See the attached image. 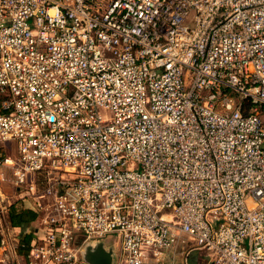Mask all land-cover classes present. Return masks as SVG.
Wrapping results in <instances>:
<instances>
[{
	"label": "built area",
	"instance_id": "1",
	"mask_svg": "<svg viewBox=\"0 0 264 264\" xmlns=\"http://www.w3.org/2000/svg\"><path fill=\"white\" fill-rule=\"evenodd\" d=\"M3 168L29 264L112 234L117 264H264V0H0Z\"/></svg>",
	"mask_w": 264,
	"mask_h": 264
},
{
	"label": "water",
	"instance_id": "2",
	"mask_svg": "<svg viewBox=\"0 0 264 264\" xmlns=\"http://www.w3.org/2000/svg\"><path fill=\"white\" fill-rule=\"evenodd\" d=\"M121 237L119 234L108 235L104 238L88 239L83 237L76 241L81 245L80 254L86 264H117L120 252Z\"/></svg>",
	"mask_w": 264,
	"mask_h": 264
},
{
	"label": "trees",
	"instance_id": "3",
	"mask_svg": "<svg viewBox=\"0 0 264 264\" xmlns=\"http://www.w3.org/2000/svg\"><path fill=\"white\" fill-rule=\"evenodd\" d=\"M22 205L17 206L15 203L11 204L6 214L5 221H7L13 227H20L22 234L19 238V251L23 254H27L28 245L30 244L36 227L40 224V215L36 209L25 205V200H22ZM27 204H29L27 202ZM28 232H25L27 231ZM25 232V234H23ZM2 240V235L0 233V244Z\"/></svg>",
	"mask_w": 264,
	"mask_h": 264
},
{
	"label": "crops",
	"instance_id": "4",
	"mask_svg": "<svg viewBox=\"0 0 264 264\" xmlns=\"http://www.w3.org/2000/svg\"><path fill=\"white\" fill-rule=\"evenodd\" d=\"M14 203L17 206H21L23 204L22 201H19V200L14 201L12 204H14ZM25 205H28L27 202H25ZM9 206L10 205H7V209L4 210L3 217H6V214L8 213ZM4 220H5V218H4ZM6 224L9 226L10 231L13 232V234L17 235L15 237L16 241L19 240L20 234H22L21 228L20 227H13L7 221H6ZM25 232H28V230ZM25 232H23V234H25ZM33 232H34V234H33L34 235L33 238H34L37 236L36 230ZM2 252H3L2 248L0 247V264H5L1 261ZM177 254H179V255H177ZM201 254H202V252L200 250L195 249L193 247L190 249L187 256L185 254H183L182 252H179V251H177V252L170 251V252L166 253V255L164 257H162V263H160V264H170L171 261H174V264H197L200 262V258L204 259L205 260L204 262H207L206 264H212V263H208V259H209L208 257L202 256ZM169 256H172V257L169 258ZM8 264H29V263L27 261L26 255L23 254L22 252H20L19 249H16L15 258L11 262H9Z\"/></svg>",
	"mask_w": 264,
	"mask_h": 264
},
{
	"label": "rangeland",
	"instance_id": "5",
	"mask_svg": "<svg viewBox=\"0 0 264 264\" xmlns=\"http://www.w3.org/2000/svg\"><path fill=\"white\" fill-rule=\"evenodd\" d=\"M1 172L3 173L2 176H1ZM19 196L20 193L17 187L15 186L12 169L3 168L2 170H0V198L4 197L5 204L11 205L14 201H18V200L21 201ZM164 212H169V211L165 210ZM173 252H177V250H174ZM171 257L172 256H169V258ZM200 261H205V260L200 258ZM160 263H162V260L158 264ZM170 264H174V261H171Z\"/></svg>",
	"mask_w": 264,
	"mask_h": 264
}]
</instances>
